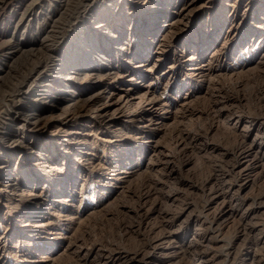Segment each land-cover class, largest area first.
I'll return each instance as SVG.
<instances>
[{
  "label": "rangeland",
  "instance_id": "obj_1",
  "mask_svg": "<svg viewBox=\"0 0 264 264\" xmlns=\"http://www.w3.org/2000/svg\"><path fill=\"white\" fill-rule=\"evenodd\" d=\"M32 1L0 10V44L55 27L60 60L79 36L94 41L108 53L99 73L120 74L103 91L131 77L158 108L142 121L135 105L111 122L88 113L71 123L85 138L57 152L40 140L39 157H14L19 180L33 175L38 185L0 190V264H264V0ZM171 6L185 16L163 33L153 13ZM13 61L7 83L24 65ZM58 111L47 115L49 131L78 116Z\"/></svg>",
  "mask_w": 264,
  "mask_h": 264
},
{
  "label": "bare ground",
  "instance_id": "obj_2",
  "mask_svg": "<svg viewBox=\"0 0 264 264\" xmlns=\"http://www.w3.org/2000/svg\"><path fill=\"white\" fill-rule=\"evenodd\" d=\"M9 1L10 0H0V10L6 7ZM90 1L93 2L94 0H88L87 2ZM35 2V0L32 1V3ZM63 2L65 3V8H67L69 2L67 0ZM150 6L151 5L148 7L150 8ZM183 9L184 8L176 9V6L160 8L153 13V19L156 22L163 23L159 27L163 30V33H168L175 30L179 23H182L185 16V11H183ZM82 12L83 10L76 13ZM172 14H174L173 20L168 21L167 18ZM23 15L25 16V14ZM95 18V13L88 16L87 22L83 23V33L88 30L89 25L96 24ZM43 21L46 20L44 19ZM56 23L57 21L54 22V24ZM108 28V26L104 25L103 29H101L102 33L107 35ZM54 29L46 31L36 41L23 42L20 40L13 44L11 43L12 40L8 39V41L0 44V88L2 86H6L7 88L3 91L0 90V190H4L5 192L10 191L9 193L11 194L9 195H13L12 193L16 191L28 192L32 190L30 189L31 186L36 187L38 185V179L34 178L33 175L26 180H19L18 173L11 168L10 163L13 161L14 157L23 158L22 156H25L26 159L29 156H31V159L39 157L40 150L38 146L39 143H41L39 142L40 140L43 141L41 150L46 152L54 150L57 152L59 150L56 149L57 146L63 145V147H65L66 141L79 139L80 136L82 139L85 138L82 133L84 130L78 126L73 127L71 123L74 121L78 122V120L79 123H81L82 119L80 118L86 117L88 113H91L97 118H102L105 121H110L111 119L117 118L116 114L125 110L128 105H135L140 107L139 109L141 112L139 111L140 114H138V119L142 121L151 113L149 110L152 111L155 108L154 102L156 100H154L153 97L150 98L147 93L141 95L138 94L139 92L137 93L134 91V78L131 77L127 81V85L114 87L109 94L103 91L102 87L106 85L104 81L106 82L107 79H115L116 81V79H119L120 74L118 75L114 72H112L113 74L99 73V66H101L99 64L103 62V58L105 57L104 54L106 53V55H108V53H98L95 51L96 46L93 45L94 41H90L89 45L86 44V46H84L82 45L84 39L79 36V39H76L73 44L69 46L67 52L61 57L62 59H56L58 55L56 46L57 40L55 41V39L57 38V33L60 32L55 33ZM155 41H158L157 38ZM155 43L157 44V42ZM85 47H89V49L84 50ZM112 49L118 52L121 47L117 44L115 47H112ZM79 54L82 55L81 57L86 56L84 62L80 63L79 67L69 71V61L75 58L79 59ZM17 56H22L24 65L14 75V78L7 83V75L5 74H9L11 69H14L13 59ZM144 61H140L139 65ZM95 65L97 67H95ZM197 69L200 68L197 67L192 70ZM82 81H84V85H81L80 88L77 89V85ZM90 87L92 88L91 92L88 91ZM20 101L22 102V106H18ZM41 103L44 104L43 107L40 106ZM53 109H56V111L59 110L58 112L61 114L69 112L78 114V116L60 121V124L56 126L59 128L49 131L53 126L47 123V115H49L48 113H51L50 111ZM157 112L159 111L157 110ZM68 125L70 126L69 128H67ZM82 125L84 126V124ZM61 130L66 133L65 137L62 142L57 141V144H54L56 142L54 140L55 134L61 132ZM27 133L33 136L35 141H37L31 146L23 140V134ZM77 152L79 155L80 151ZM84 153L85 152H81L83 155ZM31 181L35 183H33V185L29 184ZM42 218H44V216Z\"/></svg>",
  "mask_w": 264,
  "mask_h": 264
}]
</instances>
